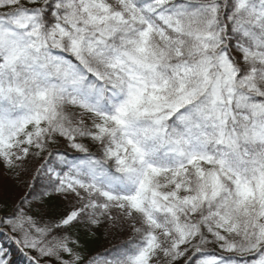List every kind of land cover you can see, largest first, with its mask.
I'll use <instances>...</instances> for the list:
<instances>
[{
    "label": "snow or ice",
    "instance_id": "6c2138e0",
    "mask_svg": "<svg viewBox=\"0 0 264 264\" xmlns=\"http://www.w3.org/2000/svg\"><path fill=\"white\" fill-rule=\"evenodd\" d=\"M0 168L28 264H264V0H0Z\"/></svg>",
    "mask_w": 264,
    "mask_h": 264
},
{
    "label": "trees",
    "instance_id": "16d2710c",
    "mask_svg": "<svg viewBox=\"0 0 264 264\" xmlns=\"http://www.w3.org/2000/svg\"><path fill=\"white\" fill-rule=\"evenodd\" d=\"M37 188L40 186L39 179L36 181ZM19 189L23 192L22 195H26L29 191L27 186H20ZM0 200L2 198L0 197ZM10 205L9 200H4ZM52 203L56 204L58 208H63V205L60 202L52 200ZM73 235L76 236L77 233L73 230ZM78 235L82 242L87 243L88 251L90 254H101L108 255L112 250H114L117 246L121 245L124 241H126L130 236L131 232H120V231H106L102 226L96 230L95 235L91 236L89 239L85 240V234L81 230ZM0 246L6 248L10 254L11 260L13 264H28L26 257L19 251L17 245L11 240L7 239L4 236H0Z\"/></svg>",
    "mask_w": 264,
    "mask_h": 264
},
{
    "label": "rangeland",
    "instance_id": "374dc122",
    "mask_svg": "<svg viewBox=\"0 0 264 264\" xmlns=\"http://www.w3.org/2000/svg\"><path fill=\"white\" fill-rule=\"evenodd\" d=\"M20 185L11 179L5 171L0 168V197L2 200H9L10 205L14 204L20 197H22V191L19 189ZM54 201L60 202L58 199L53 198ZM61 203V202H60Z\"/></svg>",
    "mask_w": 264,
    "mask_h": 264
}]
</instances>
